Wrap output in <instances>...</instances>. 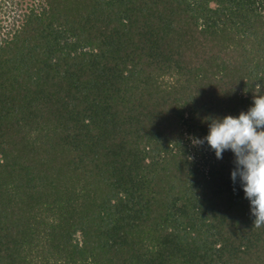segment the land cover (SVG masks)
I'll return each mask as SVG.
<instances>
[{
  "label": "trees",
  "instance_id": "obj_1",
  "mask_svg": "<svg viewBox=\"0 0 264 264\" xmlns=\"http://www.w3.org/2000/svg\"><path fill=\"white\" fill-rule=\"evenodd\" d=\"M0 4V264H264L193 144L264 94V0Z\"/></svg>",
  "mask_w": 264,
  "mask_h": 264
},
{
  "label": "clouds",
  "instance_id": "obj_2",
  "mask_svg": "<svg viewBox=\"0 0 264 264\" xmlns=\"http://www.w3.org/2000/svg\"><path fill=\"white\" fill-rule=\"evenodd\" d=\"M205 141L217 159L227 150L234 154L231 179L235 182L239 177L255 217L253 226L264 227V94L254 96L253 105L238 116L210 118L208 134L194 138L193 144Z\"/></svg>",
  "mask_w": 264,
  "mask_h": 264
},
{
  "label": "rangeland",
  "instance_id": "obj_3",
  "mask_svg": "<svg viewBox=\"0 0 264 264\" xmlns=\"http://www.w3.org/2000/svg\"><path fill=\"white\" fill-rule=\"evenodd\" d=\"M7 6H8V8L6 6H1V4H0V21L2 22V24L8 22L12 18L13 12L10 11V9H9L10 5H7ZM225 53H222V54L224 55Z\"/></svg>",
  "mask_w": 264,
  "mask_h": 264
}]
</instances>
